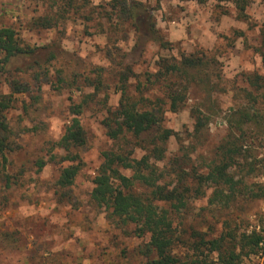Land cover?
Returning a JSON list of instances; mask_svg holds the SVG:
<instances>
[{"label":"rangeland","instance_id":"374dc122","mask_svg":"<svg viewBox=\"0 0 264 264\" xmlns=\"http://www.w3.org/2000/svg\"><path fill=\"white\" fill-rule=\"evenodd\" d=\"M114 1L121 0H0V28H12L33 49L12 61L19 70L9 71L31 92L11 95L5 112L19 137L18 148L0 159V264L144 261L137 253L146 238L136 236L133 225L112 221L89 196L101 153L112 145L101 122L117 106L120 73L128 75L132 91L137 79L148 85L144 96L160 101L163 126L176 134L164 165L177 158L184 166L187 159L199 171L228 134L240 140V155L229 169L240 182L235 198L227 205L209 203L213 187H203V196H194L173 216L176 252L184 255L192 230L213 238L225 230L239 234L264 226V0H125L149 12L155 34L147 30L146 17L136 20L139 33L130 20H119ZM182 55L203 60L198 72L203 83L193 84L185 103L170 112L153 76L160 60L179 61ZM7 76L1 96L10 94ZM209 84L215 85L213 93L204 90ZM80 103L86 145L76 151L81 167L67 192L56 185L67 163L51 159L63 155L52 145L69 124L70 105ZM198 107L210 119L194 134L192 111ZM232 124L243 133L232 132ZM39 159L47 163L37 171ZM242 264L262 263L249 255Z\"/></svg>","mask_w":264,"mask_h":264},{"label":"trees","instance_id":"16d2710c","mask_svg":"<svg viewBox=\"0 0 264 264\" xmlns=\"http://www.w3.org/2000/svg\"><path fill=\"white\" fill-rule=\"evenodd\" d=\"M53 1L70 3L73 0ZM111 7L113 10L118 9L119 20H130L137 33L140 28L136 20L146 17L147 30L155 34V25L149 22V12L140 10V5L121 0L114 1ZM41 25L49 26L47 22ZM32 53L33 49L23 45L15 30L0 28V83L7 73L6 84L10 92L7 96L0 95V159L3 162L5 154L18 148L16 139L19 134L8 127L5 119V112L11 105V95L31 92L29 84L11 78L9 71L21 67L13 64L14 59ZM203 68V60L191 56L182 55L179 61L160 60L152 82L161 90L164 98L162 102L170 112H176L185 103L193 84L203 83L198 73ZM130 74L137 79L134 74ZM34 79H38L37 74ZM128 81V75L119 74L116 84L119 93L117 106L108 109L101 122L112 145L101 153V163L91 181V201L97 207L105 208L112 221L133 225L135 235L146 238L137 253L144 257L141 264H242L243 257L257 252L259 243L264 240L262 234H238L234 229L222 231L217 237L211 238L206 233L192 230L185 244V253L181 256L176 252L179 239L173 219L191 198L204 195L203 187L207 184L213 187L209 203L219 201L227 205L233 201L240 182L230 175L229 169L240 155L239 137L228 134L226 141L217 147L214 158L202 163L199 171L193 166L188 167L187 159L184 166L177 162V158L169 166L164 165L168 143L176 138V134L163 126L164 109L158 105L160 101L144 96L143 91L149 90L148 85L137 79L132 91ZM214 88V84H209L204 90L213 93ZM39 89L40 85L36 90ZM82 108L83 103L70 105L69 124L60 139L52 145V148L61 150L63 155H52L51 159L67 163L60 169L56 180V185L67 192L74 185L81 167L76 151L84 149L86 145L85 131L79 118ZM192 116L194 134L200 133L210 118L200 107L192 111ZM230 128L232 132L243 133L233 124ZM46 163L43 159L37 160V171ZM194 184L196 189L193 188ZM67 199L71 200L69 195Z\"/></svg>","mask_w":264,"mask_h":264},{"label":"built area","instance_id":"2783aa9c","mask_svg":"<svg viewBox=\"0 0 264 264\" xmlns=\"http://www.w3.org/2000/svg\"><path fill=\"white\" fill-rule=\"evenodd\" d=\"M262 181L264 182V176L262 177ZM251 232H256L264 236V226L260 227L257 225L250 227V230L247 233L249 234ZM251 256H254L257 261H260V263L264 264V240L259 243L257 252Z\"/></svg>","mask_w":264,"mask_h":264}]
</instances>
